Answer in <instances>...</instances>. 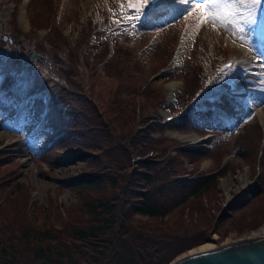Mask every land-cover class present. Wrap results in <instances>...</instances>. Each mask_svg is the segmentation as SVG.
I'll return each mask as SVG.
<instances>
[{"label":"rangeland","instance_id":"obj_1","mask_svg":"<svg viewBox=\"0 0 264 264\" xmlns=\"http://www.w3.org/2000/svg\"><path fill=\"white\" fill-rule=\"evenodd\" d=\"M31 1L0 0V54L11 50L7 53L10 56H0V105H9L14 111L18 104L22 106L17 124L12 117L2 121L4 116H0V150L12 157L9 167L13 168L17 179L31 189L27 204L55 202L62 206L60 215L64 219L67 218L65 207L80 205L77 195L58 180L83 173L85 162L48 165L40 157L44 148L41 128L26 132L30 119L24 111L27 107L25 97L50 99V96H43L49 93V85L56 79L62 80L58 82L68 90L84 92L111 117L119 99L132 101L135 104V129L146 130L153 137L154 150L150 151L149 159L176 157L178 175L191 178L220 173L217 184L221 199L211 196L216 201H210L207 196L201 197L210 225V228L204 227L208 230L206 236L202 235L205 241L175 256L167 264L201 245L211 244L217 248L264 226V220L259 216L261 221L257 227L244 228L241 233L230 229L228 222L211 227L219 216L225 220L223 215L230 211L228 207L235 196L247 198L244 186L252 183L255 189L258 184L264 185L261 179L264 152L260 154V146L264 145V0H256L254 5L249 0H219L215 4H204L203 12L196 8L202 0H165L164 7H160L163 15L158 16L147 8L146 0L144 4L139 0H53L57 9L51 12L48 23H39L40 17L32 13ZM87 18H92L98 29L92 35L91 46L81 53L89 39L84 31ZM48 24L51 31L43 27ZM57 31L62 34L64 42L55 36ZM178 38L173 66L166 70ZM228 39L242 47H224L228 46ZM249 50L253 55L262 56V60L251 58ZM33 51L44 60L25 64L26 55ZM230 56L235 59L234 66L242 70L238 73L253 77L251 83L256 86L244 94L246 111L242 109L241 120L234 115L229 119L223 116L227 121L224 126L228 129H213L209 131L211 137L205 140L203 136L188 131L176 132L166 129L167 126L159 128L164 116L181 113L182 94L186 90L183 72L195 62L203 74L210 77L200 99L226 92L219 84L224 80L227 84L229 81L232 92L243 90L232 81L234 77L230 71L222 69V62ZM76 73H82V87L74 77ZM17 80L20 83H16ZM11 109L7 112L10 113ZM64 115L67 118L77 116L73 108L66 109ZM253 119L261 132L258 143L245 144L251 153L236 151L239 146L236 132L243 122ZM148 120L150 123L145 125ZM154 124L157 130H152ZM191 146L196 149L207 146L204 152L208 155L194 159L195 154L188 153L189 157L185 152ZM190 214L191 209L185 207L182 211L185 226L178 225L174 215L165 218L164 224L159 222L155 228L172 227L175 232L183 234L191 232V227L195 232L194 228L201 226L199 212L193 211L192 217ZM134 219L145 221L136 215ZM52 227L56 230L62 228L58 224Z\"/></svg>","mask_w":264,"mask_h":264},{"label":"trees","instance_id":"obj_2","mask_svg":"<svg viewBox=\"0 0 264 264\" xmlns=\"http://www.w3.org/2000/svg\"><path fill=\"white\" fill-rule=\"evenodd\" d=\"M54 2L31 1L32 13L40 17L39 23L49 22L51 12L57 9ZM91 25L87 18L84 29L87 35ZM43 27L51 31L49 24ZM55 36L64 42L58 31ZM196 63L183 72L186 77L183 101L202 86L204 75ZM81 74H74L79 87L84 84ZM53 88L48 102L34 99L27 115L35 121L40 110H47L40 157L48 165L85 162L83 173L58 180L77 195L80 205L65 207L67 218L64 219L60 215L62 206L55 202L27 204L31 189L9 167L12 157L0 153V264H167L180 253L203 243L202 235L208 233L204 227L210 225L201 197L216 201L211 196L217 198L221 192L217 184L220 173L186 179L178 175L176 157L149 159L150 151L154 150L153 139L148 131L135 129L132 101L119 99L111 117L84 92L68 90L58 81H54ZM219 105L241 120L243 110L237 109L232 101L223 98ZM68 108H73L77 116L67 118L64 111ZM9 109V105H0L2 121L10 120L12 109L10 113ZM171 127L197 131L228 129L213 116L211 109L193 107L181 123ZM154 129L157 130V125ZM29 131L28 128L26 132ZM235 136L239 140L235 150L246 154L251 151L245 144L258 143L261 132L253 119L243 122ZM260 147L262 154L264 145ZM188 153L195 154L194 159L208 155L200 151L185 152L189 157ZM261 179L264 180V174ZM263 195L264 185L260 184L248 202L229 205L230 211L223 215L225 220L219 216L211 227L228 222L230 229L238 233L244 228L257 227L259 216L264 220ZM185 207L191 209L190 217L193 211L199 212L201 226L194 228L195 232L191 227V232L183 234L172 227L155 228L174 215L177 224L185 226L182 220ZM135 215L145 221H136ZM54 224L62 226L61 230L53 228Z\"/></svg>","mask_w":264,"mask_h":264},{"label":"water","instance_id":"obj_3","mask_svg":"<svg viewBox=\"0 0 264 264\" xmlns=\"http://www.w3.org/2000/svg\"><path fill=\"white\" fill-rule=\"evenodd\" d=\"M28 60L40 58L30 53ZM249 196L244 203L249 201ZM170 264H264V237L233 242L196 255L178 257Z\"/></svg>","mask_w":264,"mask_h":264},{"label":"bare ground","instance_id":"obj_4","mask_svg":"<svg viewBox=\"0 0 264 264\" xmlns=\"http://www.w3.org/2000/svg\"><path fill=\"white\" fill-rule=\"evenodd\" d=\"M4 151H1L0 153H3ZM243 174H241V178H243ZM237 179V177H234ZM264 237V226L259 228L258 230H255L253 232L250 233H246L244 234L240 239L235 240V242H243V241H248V240H252V239H257V238H263ZM228 245V244H226ZM214 249V246L211 244H204L201 245L197 248H194L190 251H188L185 255H182L181 257H186V256H190V255H196L202 252H206L209 250ZM180 257V258H181ZM177 260V258L175 259V261Z\"/></svg>","mask_w":264,"mask_h":264},{"label":"snow or ice","instance_id":"obj_5","mask_svg":"<svg viewBox=\"0 0 264 264\" xmlns=\"http://www.w3.org/2000/svg\"><path fill=\"white\" fill-rule=\"evenodd\" d=\"M139 2H140L141 4H144V3H145V0H139ZM218 2H219V0H202L201 3H198V4L196 5V8H197L198 10H201V11L203 12V6H204V4H206V3H213V4H215V3H218ZM241 2H243V0H241ZM249 2H250L252 5H254L255 2H256V0H249ZM204 15L206 16L207 14L204 13Z\"/></svg>","mask_w":264,"mask_h":264}]
</instances>
